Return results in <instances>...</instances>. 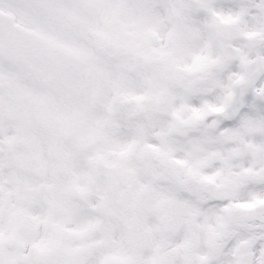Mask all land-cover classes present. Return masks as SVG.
Wrapping results in <instances>:
<instances>
[{"label": "snow or ice", "instance_id": "1", "mask_svg": "<svg viewBox=\"0 0 264 264\" xmlns=\"http://www.w3.org/2000/svg\"><path fill=\"white\" fill-rule=\"evenodd\" d=\"M0 264H264V0H0Z\"/></svg>", "mask_w": 264, "mask_h": 264}]
</instances>
